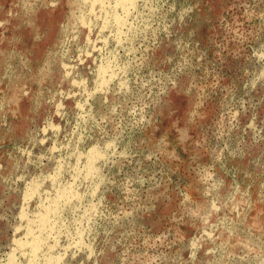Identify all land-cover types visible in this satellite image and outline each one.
I'll return each mask as SVG.
<instances>
[{"label":"rangeland","instance_id":"obj_1","mask_svg":"<svg viewBox=\"0 0 264 264\" xmlns=\"http://www.w3.org/2000/svg\"><path fill=\"white\" fill-rule=\"evenodd\" d=\"M53 1L0 0V264H264V0Z\"/></svg>","mask_w":264,"mask_h":264},{"label":"bare ground","instance_id":"obj_2","mask_svg":"<svg viewBox=\"0 0 264 264\" xmlns=\"http://www.w3.org/2000/svg\"><path fill=\"white\" fill-rule=\"evenodd\" d=\"M51 1H53V0H51ZM95 3L96 2H102L103 3V0H93ZM117 1V0H116ZM119 1V3L120 4H122V6H123V8H126V6H128V5H130L131 3H132V0H118ZM23 2H25V1H23ZM54 2V1H53ZM94 2H92V3H94ZM105 2V1H104ZM109 2V1H108ZM22 3V2H21ZM31 3V2H30ZM35 3V2H34ZM41 3H42V1H41ZM117 3V2H116ZM118 3V4H119ZM134 3V2H133ZM83 4V3H82ZM26 5V4H25ZM38 5V4H37ZM46 5V4H45ZM54 5V4H53ZM92 5V4H91ZM102 5V4H101ZM109 5H111L110 3H109ZM108 5V6H109ZM48 6V5H47ZM106 6V5H105ZM27 7V6H26ZM30 7V6H29ZM28 7V8H29ZM102 7V6H101ZM114 7V6H113ZM116 7V6H115ZM114 7V8H115ZM35 8V7H34ZM79 8V7H78ZM103 8V7H102ZM109 8H110V6H109ZM130 8V7H129ZM134 8H135V5H134ZM139 8V7H138ZM80 9H83V5H82V8H80ZM93 9H94V7H93ZM92 9V10H93ZM33 10V9H32ZM91 10V9H90ZM103 10V9H102ZM117 10V9H116ZM122 10V9H121ZM76 11H77V9H76ZM84 11V10H83ZM135 11V10H134ZM30 12V11H29ZM71 12V11H70ZM75 12V11H74ZM106 12H108V11H106ZM126 12V11H125ZM127 12L129 13V11L127 10ZM126 12V13H127ZM28 13V12H27ZM115 13H116V11H115ZM122 13H123V10H122ZM120 14V13H119ZM72 15V14H71ZM83 15V14H82ZM117 15H118V12H117ZM75 16V15H74ZM120 16V15H119ZM124 16V15H123ZM73 17V16H72ZM93 17V16H92ZM115 17V16H114ZM127 17V16H126ZM69 18H71V17H69ZM101 18V17H100ZM116 18V17H115ZM121 20V19H120ZM77 21V20H76ZM98 21V20H97ZM119 21V20H118ZM140 21V20H139ZM75 22V21H74ZM115 22H117V21H115ZM77 23V22H76ZM112 23V22H111ZM119 23V22H118ZM125 23H127V22H125ZM140 23V22H139ZM66 24V23H65ZM107 24V23H106ZM120 24V23H119ZM122 24V23H121ZM120 24V25H121ZM124 24V23H123ZM134 24V23H133ZM62 25V24H61ZM60 25V26H61ZM136 25H138V24H136ZM73 26V25H72ZM63 27V26H62ZM83 27V26H82ZM88 27V26H87ZM70 28H71V26H70ZM144 28V27H143ZM90 29V28H89ZM99 29V28H98ZM123 30V29H122ZM64 32V31H63ZM79 32V31H78ZM81 32V31H80ZM112 32V31H111ZM140 32V31H139ZM69 33V32H68ZM75 33H77V32H75ZM109 33V32H108ZM142 33V32H141ZM112 34V33H111ZM37 35V34H36ZM102 35V34H101ZM140 35V34H139ZM68 36V35H67ZM97 36V35H96ZM98 36H100V35H98ZM77 37V36H76ZM141 37V36H140ZM88 38V37H87ZM163 38V37H162ZM65 39V38H64ZM78 39V38H77ZM130 39H133V38H130ZM155 39V38H154ZM160 39V38H159ZM164 39V38H163ZM60 40V39H59ZM73 40V39H72ZM86 40V39H85ZM103 40V39H102ZM75 41V40H74ZM131 41V40H130ZM162 41V40H161ZM77 42H79V41H77ZM112 42V41H111ZM152 42H153V40H152ZM74 43V42H73ZM109 43V42H108ZM149 43V42H148ZM156 43V42H155ZM67 44V43H66ZM102 44V43H101ZM154 45V44H153ZM87 46V45H86ZM94 46V45H93ZM159 46H161V45H159ZM103 47V46H102ZM109 47V46H108ZM87 53V52H86ZM94 54V53H93ZM175 55V54H174ZM77 57V56H76ZM63 58V57H62ZM93 58V57H92ZM169 58V57H168ZM170 59V58H169ZM79 60V59H78ZM97 60V59H96ZM61 63V62H60ZM69 63V62H68ZM80 63H81V61H80ZM94 63V62H93ZM119 63V62H118ZM63 67H64V65H63ZM85 68V67H84ZM77 69V68H76ZM82 69V68H81ZM95 69V68H94ZM93 70V69H92ZM91 72V71H90ZM99 73H100V75L102 76L103 75V73H104V69L103 68H100L99 69ZM63 74V73H62ZM69 74V73H68ZM75 74V73H74ZM72 76H73V74H72ZM85 76V75H84ZM44 77V76H43ZM42 77V78H43ZM45 78V77H44ZM92 78V77H91ZM98 78V77H97ZM104 78V77H103ZM121 78V77H120ZM62 79V78H61ZM71 79V78H70ZM106 79V78H105ZM117 79V78H116ZM115 79V80H116ZM92 80V79H91ZM94 80V79H93ZM97 80V79H96ZM104 80V79H103ZM102 80V81H103ZM45 81V80H44ZM82 81V80H81ZM106 81V80H105ZM90 82V81H89ZM93 82V81H92ZM74 83V82H73ZM72 84V83H71ZM106 85H107V83H105ZM120 85V84H119ZM79 86V85H78ZM92 86H93V84H92ZM75 87V86H74ZM88 87V86H87ZM102 87V86H101ZM93 88V87H92ZM99 88V87H98ZM115 88V87H114ZM250 88V87H249ZM90 89H91V87H90ZM103 89V88H102ZM100 90V89H99ZM91 91H92V89H91ZM104 91V90H103ZM109 91V90H108ZM52 92V91H51ZM26 93V92H25ZM72 93V92H71ZM81 93V92H80ZM95 93V92H94ZM119 93V92H118ZM233 93V92H232ZM27 94V93H26ZM55 94V93H54ZM61 94V93H60ZM64 94V93H63ZM83 94V93H82ZM51 95V94H50ZM119 95H120V93H119ZM61 96V95H60ZM63 96V95H62ZM69 96V95H68ZM72 96V95H71ZM86 96V95H85ZM100 96H102V95H100ZM67 97V96H66ZM88 97V96H87ZM92 97V96H91ZM54 98V97H53ZM63 98V97H62ZM76 98V97H75ZM79 98H81V97H79ZM85 98V97H84ZM98 98H102V97H98ZM97 98V99H98ZM116 98V97H115ZM117 99V98H116ZM118 100V99H117ZM54 101V100H53ZM89 101V100H88ZM116 101V100H115ZM49 102V101H48ZM85 102H86V100H85ZM97 102V101H96ZM75 103V102H74ZM91 103V102H90ZM197 103V102H196ZM76 104V103H75ZM101 104V103H100ZM76 105H78V104H76ZM98 105V104H97ZM60 107V106H59ZM87 107V106H86ZM98 107V106H97ZM109 107V106H108ZM61 108V107H60ZM99 108V107H98ZM55 109H56V107H55ZM79 109H80V107H79ZM34 110V109H33ZM83 110V109H82ZM86 110V109H85ZM96 110V109H95ZM101 110H104V109H101ZM90 111V110H89ZM37 112V111H36ZM65 112V111H64ZM68 112V111H67ZM79 112V111H78ZM91 112V111H90ZM67 114V113H66ZM92 114V113H91ZM68 115V114H67ZM72 116V115H71ZM85 116V115H84ZM83 116V117H84ZM233 116V115H232ZM97 117V116H96ZM256 117V116H255ZM60 118V117H59ZM64 118V117H63ZM86 118V117H85ZM93 118V117H92ZM252 118V117H251ZM84 119V118H83ZM89 119H90V117H89ZM105 119V118H104ZM233 119V118H232ZM48 120V119H47ZM61 120V119H60ZM63 120V119H62ZM100 120V119H99ZM232 121V120H231ZM236 121V120H235ZM50 122H51V120H50ZM252 122V121H251ZM88 123V122H87ZM253 123V122H252ZM89 124V123H88ZM252 126V125H251ZM52 127V126H51ZM66 128V127H65ZM64 128V129H65ZM68 128H70V127H68ZM89 128V127H88ZM57 129V128H56ZM71 129V128H70ZM91 130H92V128H90ZM41 130V129H40ZM54 130V128L52 129V131ZM77 130V129H76ZM63 131V130H62ZM65 131V130H64ZM74 131V130H73ZM95 131V130H94ZM43 132V134H46L47 132L45 131V129H44V131H42ZM44 132H46V133H44ZM97 132V131H96ZM97 134H99V133H97ZM55 135V134H54ZM70 135V134H69ZM51 136V135H50ZM59 136V135H58ZM66 136V135H65ZM64 136V137H65ZM68 136V135H67ZM84 136V135H83ZM98 137V136H97ZM49 138H51V137H49ZM54 138V137H53ZM72 138H73V136H72ZM84 138V137H83ZM114 138V137H113ZM119 138V137H118ZM68 139H69V137H68ZM95 139V138H94ZM261 139V138H260ZM35 140V139H34ZM72 140H74V139H72ZM99 140V139H98ZM102 140V139H101ZM105 140V139H104ZM259 140V139H258ZM32 141V140H31ZM36 141V140H35ZM34 141V142H35ZM87 141V140H86ZM29 142H30V140H29ZM57 142V141H56ZM75 142V141H74ZM88 142V141H87ZM106 142V141H105ZM89 143V142H88ZM91 143V142H90ZM93 143H94V141H93ZM46 144V143H45ZM83 144H86V143H84L83 142ZM33 145V144H32ZM87 145V144H86ZM130 145V144H129ZM58 146V145H57ZM62 146V145H61ZM65 146V145H64ZM63 146V147H64ZM79 146V145H78ZM84 146V145H83ZM82 146V147H83ZM92 146V145H91ZM99 146V145H98ZM115 146V145H114ZM85 147V146H84ZM87 147V146H86ZM90 147V146H89ZM128 147V146H127ZM33 148V147H32ZM73 148V147H72ZM59 149V148H58ZM80 149V148H79ZM49 150H51V149H49ZM102 150V149H101ZM124 150V149H123ZM116 151V150H115ZM76 152V151H75ZM89 152H91V151H89ZM50 153H51V151H50ZM78 153H80V152H78ZM115 153V152H114ZM29 154H30V152H29ZM36 154V153H35ZM106 154V153H105ZM129 154V153H128ZM31 155H32V153H31ZM38 155V154H37ZM91 155H92V153H91ZM123 155V154H122ZM127 155V154H126ZM231 155V154H230ZM48 156V155H47ZM105 156V155H104ZM109 156V155H108ZM128 156V155H127ZM229 156V155H228ZM233 156V155H232ZM93 157V156H92ZM98 157V156H97ZM110 157V156H109ZM119 157V156H118ZM42 158V157H41ZM123 158V157H122ZM131 158H133V157H131ZM35 159V158H34ZM117 159V158H116ZM42 160V159H41ZM62 160V159H61ZM102 160V159H101ZM51 161V160H50ZM49 161V162H50ZM85 161V160H84ZM89 161H90V159H89ZM95 161V160H94ZM104 161V160H103ZM112 161V160H111ZM225 161V160H224ZM223 161V162H224ZM61 162V161H60ZM54 163V162H53ZM90 163V162H89ZM95 164V163H94ZM30 165V164H29ZM118 165V164H117ZM35 166V165H34ZM60 166V165H59ZM65 166V165H64ZM90 166V165H89ZM86 167H88V166H86ZM92 167V166H91ZM96 167H97V165H96ZM106 167V166H105ZM108 167V166H107ZM119 167V166H118ZM38 168V167H37ZM55 168V167H54ZM78 168V167H77ZM85 168V167H84ZM83 168V169H84ZM98 169H99V167H97ZM229 168V167H228ZM60 169V168H59ZM229 170V169H228ZM99 171V170H98ZM98 171H96V172H98ZM89 172V171H88ZM93 172V171H92ZM95 172V171H94ZM222 172V171H221ZM87 173V172H86ZM237 173V172H236ZM90 174V173H89ZM86 175V174H85ZM93 176H95V175H93ZM85 178H86V176H85ZM236 178V177H235ZM20 181V180H19ZM21 182V181H20ZM31 182V181H30ZM37 182V181H36ZM216 182H217V179H216ZM218 182H220L219 180H218ZM223 182V181H222ZM22 183V182H21ZM28 183V182H27ZM100 183V182H99ZM233 183V182H232ZM242 183V182H241ZM217 185V184H216ZM67 186H69V185H67ZM109 186H110V184H109ZM213 186V185H212ZM98 187V186H97ZM220 187V186H219ZM23 188H24V186H23ZM66 188V187H65ZM68 188V187H67ZM214 188V187H213ZM235 188V187H234ZM36 189V188H35ZM96 189V188H95ZM99 189V188H98ZM19 190V189H18ZM75 191V190H74ZM235 191V190H234ZM28 192V191H27ZM30 192V191H29ZM34 192V191H33ZM76 192V191H75ZM214 192V191H213ZM217 192V191H216ZM27 194V193H26ZM35 194V193H34ZM63 194V193H62ZM72 194V193H71ZM77 194V193H76ZM93 194V193H92ZM95 194V193H94ZM242 194V193H241ZM217 195V194H216ZM32 196H34V195H32ZM233 196V195H232ZM231 196V197H232ZM243 196V195H242ZM248 196V195H247ZM67 197H68V195H67ZM226 197V196H225ZM29 198V197H28ZM31 198V197H30ZM60 198H62V196L60 197ZM81 198V197H80ZM213 198V197H212ZM230 198V197H229ZM228 198V199H229ZM233 199V198H232ZM240 199H241V196H240ZM42 200V199H41ZM25 201L27 202V200L25 199ZM31 201V200H30ZM227 201H229V200H227ZM58 202H59V200H58ZM28 203V202H27ZM66 203V202H65ZM220 203V202H219ZM24 204V203H23ZM57 204V203H56ZM221 204V203H220ZM226 205V204H225ZM224 205V206H225ZM231 205V204H230ZM250 205H251V203H250ZM28 206V205H27ZM233 206V205H232ZM47 207V206H46ZM45 208V207H44ZM210 208H211V206H210ZM213 208V207H212ZM232 208V207H231ZM49 210H50V208L48 209V212H49ZM219 210V209H218ZM217 210V211H218ZM249 210V209H248ZM48 212H46V213H48ZM55 212V209L53 210V213ZM50 215V214H49ZM26 218V217H25ZM226 218V217H225ZM223 219H224V217H223ZM28 220H29V218H28ZM47 221H48V219H47V214H45V215H38L37 216V220L36 221H34V225L33 226H36L37 227V229H38V231L40 232V233H43L42 231H43V228H45V230L44 231H47L46 230V223H47ZM29 222V221H28ZM32 221H30V223H31ZM48 222H50V221H48ZM221 222V221H220ZM221 223H223V222H221ZM33 224V223H32ZM216 224V223H215ZM230 225V224H229ZM231 226V225H230ZM220 227H221V225H220ZM234 227V226H233ZM49 228V227H48ZM47 228V229H48ZM215 228V227H214ZM226 229V228H225ZM235 229V228H234ZM54 230V229H53ZM56 230V229H55ZM215 230V229H214ZM227 230V229H226ZM229 230V229H228ZM54 232V231H53ZM231 232V231H230ZM236 232V231H235ZM29 234H35V232L31 229L30 230V232H29ZM51 235H52V233H51ZM45 236V235H44ZM194 236V235H193ZM211 236V235H210ZM49 237V236H48ZM208 237V236H207ZM193 238V237H192ZM217 238V237H216ZM34 239L35 240H33L32 242H30L28 245H30L31 246V249H32V252L36 255V253H38L39 252V250H41V246H42V244L44 243L43 242V238H42V235L41 234H38V235H36L35 237H34ZM47 240V239H46ZM191 241V240H190ZM16 242L17 243H22V244H26V243H23V242H21L20 240H16ZM191 243V242H190ZM195 243V242H194ZM209 243V242H208ZM223 244V243H222ZM213 245V244H212ZM196 247V246H195ZM200 248V247H199ZM214 248H216V247H214ZM221 248V247H220ZM210 249V248H209ZM225 250H226V248H225ZM193 251V250H192ZM191 251V252H192ZM219 251H221V250H219ZM224 251V250H223ZM210 252V251H209ZM32 253V254H33ZM93 253V252H92ZM223 253V252H222ZM216 254V253H215ZM218 254V253H217ZM189 255V254H188ZM226 255V254H225ZM52 255H50L49 257H51ZM195 256V255H194ZM229 256V255H228ZM233 256V255H232ZM49 257H47V258H49ZM58 257V256H57ZM193 257V256H192ZM214 257V256H213ZM220 257V256H219ZM222 257V256H221ZM224 257H226V256H224ZM224 257H222V258H224ZM180 258H182V257H180ZM179 258V259H180ZM194 258V257H193ZM228 258V257H227ZM218 259V258H217ZM216 259V260H217ZM232 259V258H231ZM190 260H192V259H190ZM211 260V259H210ZM36 261V260H35ZM48 261H49V259H48ZM222 261V260H221ZM242 261H243V259H242ZM263 261V260H262ZM50 263L52 262L53 264H56V261H55V259H50V261H49ZM207 262H209V261H207ZM212 262H214V261H212ZM216 262V261H215ZM218 262V261H217ZM230 262V261H229ZM236 262V261H235ZM35 263V262H34ZM220 264H221V262H219ZM180 264V263H179ZM223 264V263H222Z\"/></svg>","mask_w":264,"mask_h":264}]
</instances>
